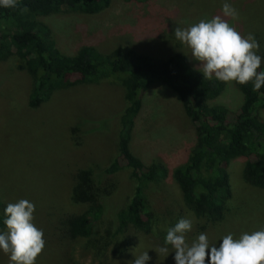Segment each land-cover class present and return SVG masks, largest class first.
<instances>
[{
	"label": "rangeland",
	"instance_id": "1",
	"mask_svg": "<svg viewBox=\"0 0 264 264\" xmlns=\"http://www.w3.org/2000/svg\"><path fill=\"white\" fill-rule=\"evenodd\" d=\"M224 2L239 15L237 20L225 19L242 35L254 34L259 42L257 54L264 65V0H149L141 4L112 0L98 14L68 12L42 19L64 54H76L85 45L108 53L128 44L159 58L181 52L203 74L188 46L175 38L174 29L223 16ZM19 64L14 57L0 62V200L4 205L0 214H4L8 203L20 199L34 203V224L43 230L46 242L36 264H67L68 256L81 264H99L103 258L105 264H129L144 251L151 257L146 264H175L171 246L167 257L159 256L154 249L164 246L167 228L181 218L193 221L192 230L186 234L189 243L205 233L210 245L216 247L226 234L238 238L243 232L264 227V189L244 180V158L234 159L229 166L233 196L222 221L198 218L186 207L173 171L191 155L196 144L195 128L179 97L167 85L154 84L145 95L131 140V149L138 157L149 163L159 161L166 169V176L147 189L155 213L151 232L128 225L119 238L124 251L112 255L117 243H111L102 258L94 254L92 246L69 241L60 229L63 219L84 210V205L72 200L77 171L88 168L98 180L103 179L104 168L118 155L120 117L127 105L124 88L114 79L78 84L55 91L48 101L32 108V77ZM242 102L243 93L236 82L226 83L223 93L214 100L232 112ZM260 114L264 118V110ZM111 178L117 186L105 199L106 212L98 224L103 231L115 229L118 213L136 186L127 167ZM0 264H12L2 250Z\"/></svg>",
	"mask_w": 264,
	"mask_h": 264
},
{
	"label": "trees",
	"instance_id": "2",
	"mask_svg": "<svg viewBox=\"0 0 264 264\" xmlns=\"http://www.w3.org/2000/svg\"><path fill=\"white\" fill-rule=\"evenodd\" d=\"M126 1L141 4L149 0ZM111 3L112 0H18L16 8L0 7V62L14 57L20 62L19 68L30 74L32 108L48 101L55 91L78 84L114 79L124 88L127 105L120 117L118 155L104 168L103 179L98 180L88 168L77 171L72 200L84 205V210L68 214L60 228L69 241L92 246L99 258L108 254L111 243H117L112 255L124 251L119 238L128 225L145 232H151L153 227L155 213L147 189L166 176V169L159 161L149 163L138 157L131 149V140L135 120L144 108L145 95L154 84L167 85L179 97L195 128L196 144L187 162L174 169L173 178L184 204L196 217L213 222L225 218L233 196L228 169L236 158L245 159L244 180L264 189V118L260 114L264 110V86L254 91L252 82L237 83L243 102L232 112L225 105L214 103L225 90L226 82L215 77L205 79L181 52L159 58L128 44L108 53L85 45L76 54L68 55L57 47L49 25L42 19L68 12L94 15ZM258 71H264V65ZM73 131L76 133L77 129ZM124 167L131 170L136 180L135 190L118 213L115 229L103 231L98 224L106 212L105 199L117 186L111 175ZM5 219L0 214L2 231L6 230ZM103 259L99 264H105ZM67 261V264H81L69 256Z\"/></svg>",
	"mask_w": 264,
	"mask_h": 264
},
{
	"label": "clouds",
	"instance_id": "3",
	"mask_svg": "<svg viewBox=\"0 0 264 264\" xmlns=\"http://www.w3.org/2000/svg\"><path fill=\"white\" fill-rule=\"evenodd\" d=\"M18 0H0V7L16 8ZM23 11H27L24 8ZM223 16L201 19L188 27L174 29L175 38L191 50L192 57L200 62L204 78L230 83L252 82L254 91L264 86L262 57L258 55L259 42L254 34L242 35L225 17L239 19L237 10L228 2L222 5ZM35 205L27 199L8 203L4 215L6 230L0 232V250L9 255L12 264H36L45 247L43 230L34 224ZM193 221L181 218L168 227L164 246L154 249L167 257L169 247L175 251V264H264V227L243 232L238 238L229 233L222 237L219 247L210 245L208 236L200 233L191 243L186 234ZM151 257L148 251L135 256L129 264H146Z\"/></svg>",
	"mask_w": 264,
	"mask_h": 264
}]
</instances>
